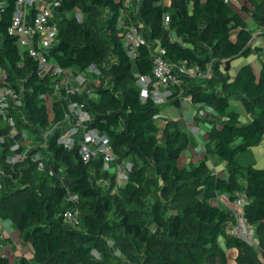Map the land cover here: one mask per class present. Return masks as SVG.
Segmentation results:
<instances>
[{"label":"trees","instance_id":"16d2710c","mask_svg":"<svg viewBox=\"0 0 264 264\" xmlns=\"http://www.w3.org/2000/svg\"><path fill=\"white\" fill-rule=\"evenodd\" d=\"M139 1L138 13L131 11L125 0H62L58 7V41L50 51L54 63L84 72L92 65L102 66L109 53L116 59L102 75V79L109 78L111 86L98 89L99 98L95 100L86 93L71 94L66 89L62 90V98L56 97L52 77H38L36 62L21 52L9 35L17 0H0L4 3L0 12V66L13 87L23 88V113L29 121L24 123L18 118V128L29 131L30 137L41 134L65 120L69 102H78L85 104L92 116L89 128L109 137L119 160L132 156L141 161L133 166L126 185L113 193L116 180L103 170V159L84 164L78 146L65 149L59 142L62 132H56L48 140L47 149L37 147L31 152H41L54 164V176L40 172L32 162L21 169L12 167L6 159L14 139L0 118V170L4 169L0 187H5L0 192V218L11 221L32 249L31 259L21 257L16 264H123V259L112 253L107 237L121 247L132 264H229L221 238L228 248L243 255L247 252V259L245 254L238 264H264V258L253 259L248 244L228 233L233 221L231 211L212 204L217 195L226 194L232 202L237 193L245 192L249 198L245 218L255 228L264 249V168L239 161V156L264 141V62L258 77L250 64L242 66L233 80L222 78L219 72L221 64L228 72L232 60L248 58L262 49L251 47L253 35L245 17L224 0H171L170 6L163 0ZM103 11H108L109 41L92 28ZM241 11L256 25L264 26V0H258L252 10L243 7ZM77 13L82 15L81 21ZM166 14L170 15L168 27L164 23ZM130 23L142 24L141 33L149 42L138 49L134 60L122 41L124 27ZM157 44L166 50L165 58L170 62L188 61L204 68L213 64L215 74L210 79L189 81L183 88L184 98L219 119L217 124L210 120L212 129L204 144L205 153L190 168L181 164V156L193 147L194 137L173 120L158 127L155 119L161 108L151 101L142 102L137 86L135 73L152 72ZM234 95L242 99L250 116L245 123L241 122V114L231 109ZM44 97L51 108L44 104ZM173 103L180 108L179 100ZM195 120L199 124L204 119ZM208 155L226 164L227 177L209 167ZM60 174L67 178L66 183ZM100 179H110L111 185L98 186ZM9 180H20L15 190H11ZM151 184L157 192L148 191ZM67 187L80 196L78 204L67 200ZM173 191L179 197L167 201ZM180 198L185 203H180ZM145 201L149 202L151 213L147 214L155 231L146 219ZM167 202L174 209L165 213ZM130 203L136 209L130 208ZM70 210L79 215L76 229L68 227L63 218ZM131 243L135 245L128 248ZM0 264L10 261L0 256Z\"/></svg>","mask_w":264,"mask_h":264},{"label":"built area","instance_id":"2783aa9c","mask_svg":"<svg viewBox=\"0 0 264 264\" xmlns=\"http://www.w3.org/2000/svg\"><path fill=\"white\" fill-rule=\"evenodd\" d=\"M231 2L232 0H225ZM62 0H17L16 8L9 27V35L13 36L21 52L26 53L37 64V76L44 79L52 77V87L59 99L62 98L63 82L69 77H75L77 86L73 89H66L71 94H83L82 84L87 80L88 73L94 75L100 74L97 65H92L84 72L75 73L76 70H67L54 63L50 59V51L58 41V25L56 15L58 7ZM4 3L0 2V12ZM76 17L82 20L81 13ZM165 26H169L170 15L164 16ZM124 24V23H123ZM142 24L130 23L125 25L123 31V46L128 56L134 60L137 57L138 49L143 45H148L146 36L141 33ZM174 38V36H173ZM166 50L157 44L153 50L152 72L149 75L135 73L137 86L140 89L142 102L151 101L158 107L174 101H189V98L183 97V88L189 81L210 79L213 72L212 63L203 68L199 65H190L188 61L173 63L166 58ZM77 72V71H76ZM3 69L0 66V118H2L11 129L10 137L14 139L11 146V155L6 159L8 165L12 167L21 166L28 158L31 159L40 172H45L50 176L56 174V168L50 163L41 152L33 153L29 147L31 140L30 132L18 128V118L24 123L26 115L24 111V90L16 89L9 82L6 74L1 75ZM88 74V75H87ZM45 100V97L43 98ZM66 99V98H65ZM69 113L66 115L68 123L67 132L60 137V143L67 150H72L78 146V152L84 164H89L96 158L103 159V170L110 171L117 161L111 141L107 135L90 129L92 121L91 114L86 110L85 104L78 102H69ZM42 131L45 138L50 139L56 133V126L51 125ZM189 131L193 134L201 132V125L196 123L189 126ZM43 147L47 148V144ZM25 167V166H24ZM123 167V166H120ZM128 171L119 169L116 179V188L124 187L130 177L133 168L126 166ZM4 173H2V176ZM64 174H60L63 181ZM1 188V187H0ZM226 195V194H225ZM228 196V195H226ZM66 198L68 201L78 204L80 196L69 190L67 187ZM249 203V198L245 192L237 193V197L230 204L233 221L228 226V233L237 237L249 246L256 244L255 228L250 225L244 214L245 206ZM65 224L72 225L75 228L79 225V215L77 211H67L64 216Z\"/></svg>","mask_w":264,"mask_h":264},{"label":"rangeland","instance_id":"374dc122","mask_svg":"<svg viewBox=\"0 0 264 264\" xmlns=\"http://www.w3.org/2000/svg\"><path fill=\"white\" fill-rule=\"evenodd\" d=\"M239 2H241L242 0H238ZM257 2H258V0H243V3L244 4H242V5H244L243 7H246L245 6V4L246 5H248L249 7H252V8H254V6H256L257 5ZM125 3H126V6L127 7H129V8H131V11H134L135 13H138V11H139V5H140V2H139V0H125ZM242 9V8H241ZM73 13H71V15H72ZM107 16H108V11H103V13L101 12V14L100 15H98V17H97V19H96V21L94 22V24H93V29H94V31H95V33L96 34H101L105 39H109V35L107 34V32H106V22H107ZM248 16H246V18H247ZM252 27V26H251ZM253 28V27H252ZM254 31H256V29L254 30ZM257 37V36H256ZM262 38L264 39V35L262 36ZM110 40V39H109ZM108 40V41H109ZM257 56H258V59L260 60V57H261V53H258L257 54ZM116 59H115V57L114 56H112L110 53H109V56H108V58H107V60H106V62L102 65V66H100V67H98L99 68V70H100V74H96V75H94L93 73H88L87 75V80L85 81V83H83L82 84V88H83V90H84V93H86V94H88V95H90V98H92V99H95V100H98V98H99V94H98V89H100V88H106V87H110L111 86V83H110V81H109V78L107 77V78H103L102 79V75H104L105 74V72L107 71V69H109V65H110V63L112 64L114 61H115ZM245 60H244V58H241V59H237V60H235L234 62H233V69H232V71H231V74L232 75H234L235 74V72H236V70H237V67L238 66H241V64H243V62H244ZM103 71H104V74H103ZM73 72H75V73H78V72H76V71H73ZM221 73V72H220ZM3 74H6L7 75V73H6V71H4V69H3V73H1V75H3ZM6 81L7 82H9L8 81V78L6 79ZM78 85V84H77ZM76 85V86H77ZM207 87V86H206ZM219 88V87H218ZM71 89V88H70ZM208 89H209V86H208ZM44 102V104H45V102L46 101H43ZM243 101H242V99L240 98V97H238V96H232L231 97V99H230V103H231V109L232 110H235V111H237V112H239L240 114H241V119H243L242 120V122L243 123H245L246 121H248V119L250 118V116L247 114V112H246V110L244 109V107H243V103H242ZM49 108H51V106H50V101L48 100V105H47ZM194 107V106H193ZM195 108V107H194ZM196 109V108H195ZM182 111V113L185 115V114H187V113H189L188 111H190L189 109H188V107L187 106H184L183 107V109L181 110ZM196 113H198L200 116H202L203 115V117L205 118V119H207V123H208V125H205V132L203 131L202 133H200V135L198 136V138L200 139V144L202 143V144H205L207 141H208V133H209V131L212 129V126H209V124H212L211 123V121L210 120H212L213 121V124H217V123H219V119H217V117L215 116V114L214 113H210V110L208 111V110H206L205 108H203V109H196ZM162 119H156L155 120V123H156V125L158 126V127H162V126H164V124H165V118L167 117V115H166V117H165V115H162ZM180 119V117L178 118V120ZM214 119H216L217 120V122H215L214 123ZM246 121H245V120ZM177 120V121H178ZM179 122V121H178ZM187 123V122H186ZM184 124H185V122H184ZM191 125H193V124H191ZM191 125H188V126H191ZM181 126H182V128H184V125L181 123ZM52 126H49L48 128H51ZM60 128H62V127H60ZM188 131V130H187ZM194 135V134H193ZM8 139H10V138H8ZM8 139H5V138H2L1 139V141H4V140H8ZM9 141V140H8ZM11 142V141H10ZM11 143H13L14 144V142H11ZM195 143V144H194ZM44 144H47L48 145V138H45V136L44 135H42V134H34L33 133V136L31 137V140H30V142H29V147L30 148H37V147H41V148H43V149H47L46 147H43L44 146ZM192 145H193V147L194 148H196V147H198L199 146V144L196 142V139H194L193 138V143H192ZM198 145V146H197ZM201 152L203 151V153H205L204 151V149H201L200 150ZM185 153V152H184ZM198 153V152H197ZM187 153H185V156H183L182 157V160H181V164L183 165V166H187V167H191V166H193V164H189V162H188V159H189V156H187L186 155ZM198 156H199V154H198ZM202 157H200L199 156V159H201ZM254 158H255V160H256V165H255V167L256 168H264V141L259 145V146H257V147H253L252 149H251V151L248 153V154H246V155H242V156H239V161H240V163L241 164H243V165H245L246 163H249V162H252V161H254ZM192 160H194V161H196V158L195 157H192L191 158ZM29 162H31V159L30 158H28L21 166H25L26 164H28ZM136 162H138L139 163V165H140V163H141V161L140 160H138V159H136V158H134V157H128V158H126V159H123V160H119V159H117V161H116V163H115V165L113 166V167H111V170L109 171L110 172V174H111V176H114V178H115V180L117 179V175H118V173H119V169L120 168H123V170L124 171H128V169H126V166H130V168H133V166L134 165H138ZM33 163V162H32ZM207 163H208V165H209V167L212 169V170H214V169H217V170H221L222 172V174L224 173L225 174V176L227 177L228 176V171H226V164H224V162L223 161H220V160H218L215 156H212V155H208V161H207ZM120 166H123V167H120ZM133 170V169H132ZM3 171H4V169L2 170H0V176L2 175V173H3ZM216 173H217V171L216 170H214ZM221 173H219V174H221ZM66 179L67 178H63V182L65 181V183H66ZM10 181V180H9ZM7 182V181H6ZM19 183H20V180H17V181H15L14 183L12 182V181H10V182H8V184L11 186V190H15V188H17V186L19 185ZM98 186H103V187H106V186H109V185H111V183H110V179L109 180H102V179H100V180H97V183H96ZM124 185H126V184H124ZM0 186H2V183H1V185ZM115 186H116V182H115ZM1 189V188H0ZM148 191L150 192V193H155V192H157V188H156V186H153V184H151L150 186H148ZM119 189L118 188H114V192L113 193H115L116 192V194L117 193H119V191H118ZM174 193H172L171 195H170V197H168L167 198V201H169V200H173V199H175V197H179V196H175V194H176V191H173ZM182 193H184V192H182ZM1 195V194H0ZM150 195H152V194H150ZM174 195V196H173ZM218 196H221V195H218ZM159 198L161 199V200H163L164 199V197L163 196H161L160 194H159ZM169 199V200H168ZM227 199L229 200V196H227ZM230 201V200H229ZM180 203H185L184 202V200L182 199V198H180V201H179ZM218 201L216 200V201H212V204H214V203H217ZM231 202V201H230ZM149 204V202L148 201H145L144 202V209L146 210L145 211V214H146V219L148 220V222L150 223V228H151V230H153V231H155L156 230V226L155 225H153V223H152V221H151V217L147 214V213H151V208H150V205H148ZM167 205H165L166 207H165V209L167 208V206H168V209H166L164 212L165 213H168V212H171L172 211V209H174L172 206H169L168 204V202L166 203ZM129 207L130 208H132V209H136V207H134L131 203L129 204ZM73 228H75L74 226H72L71 227V229H73ZM18 237H20V234H18ZM18 239V238H17ZM122 239H123V237H122ZM120 240V241H123V240ZM20 240V239H19ZM107 241H108V243H109V245H110V247H111V249H112V253L115 255V256H118V257H121V259H123V261H124V263L123 264H132V263H129V259L122 253V249H121V247H119L118 245H117V243L112 239V238H110V237H107ZM13 242V241H12ZM20 242V241H19ZM124 243V242H123ZM135 245V243H131L130 245H128L127 247L128 248H130V247H133ZM221 245L224 247V243L223 242H221ZM247 247V249L248 248H251L253 251H252V253L250 252V255H252L254 258L253 259H263L264 258V249L262 250L261 248V246H260V243H259V240H257L256 241V244L254 245V246H246ZM10 249V248H9ZM8 251H10V250H8ZM140 252V251H139ZM5 253H6V251H5ZM8 254V253H7ZM245 254H246V256H245ZM245 254L243 255L242 253H240L239 252V250H237V249H235V248H232V250H229V252H228V261H229V264H238L239 263V261L245 256L246 257V259H247V252H245ZM141 255V254H140ZM14 264H16V262L14 263Z\"/></svg>","mask_w":264,"mask_h":264},{"label":"crops","instance_id":"0c3cea01","mask_svg":"<svg viewBox=\"0 0 264 264\" xmlns=\"http://www.w3.org/2000/svg\"><path fill=\"white\" fill-rule=\"evenodd\" d=\"M163 2L167 6H170L171 5V0H163ZM227 3H231L235 7V9H237L245 17L246 22H247V24L249 26L248 28L252 31V35H253V39L251 41V47L253 49L254 48H261L262 50L260 52H258V53H261L260 60L258 59V56H257L258 53H253L248 58L240 57V58H236V59L232 60V62H231V69L228 72L225 71L224 64H221L219 66V72H221L222 78L224 76H227L231 80H233L237 76V74H238L239 70L242 68V66H245V65L250 64L253 67L256 76L258 77L259 74H260L261 68H262L261 63L264 62V39L262 38V36L264 35V26H258V25H256V23L253 22V20L251 19V17L248 14L243 13L241 11V8H243V6H244V5H242V4H244L243 3V0L241 2H239L238 0H232L231 2H227ZM245 6L248 7V9H251V10L253 9L252 7H249L246 4H245ZM246 16H248V17L246 18ZM255 29H256V31H254ZM173 39H176L175 36H174ZM241 58H244L245 61L243 62V64H241V66H238L237 67V70H236L235 74L232 75L231 74V71L233 69V67H232L233 66V62L235 60L241 59ZM212 66H213V64H212ZM213 74H215L214 73V69H213L212 75ZM216 75H217V73H216ZM216 77L218 78V81L219 82H222L223 81V79L220 78L219 75H217ZM76 85H77V82L75 81V77H72V76L69 77V78H67L63 82V87L66 88V89H70V88L73 89L74 87H76ZM203 86L204 87L208 86V83L207 82H204L203 83ZM56 97H58L57 94H56ZM58 99H59V97H58ZM45 101H46L45 103L48 104V98L47 97H45ZM174 101H176V100H174ZM179 101L181 102L180 108L176 107V105L173 103V101L165 104L164 106H161L160 107L161 108V112L156 117V119L157 118L158 119H162L163 118L162 115H165V117L167 115V117L164 119L165 120V123L168 120H173V121H176V122L179 121L180 126H181V123H182L184 125V128L183 129H185L186 131L188 130L187 132L190 133L196 139V142L199 144V146L197 145L198 147H196V148L189 147L185 151V153H187L186 155L189 156V159H188L189 164L191 163V164L195 165L197 163V161L200 160L199 159V156L202 157L203 154H204L203 151L201 152L200 150L201 149H204L205 150L204 144H202V143L200 144V139L198 138V136L200 135V133H202L205 130V125H208V123L206 122L207 119H205L203 117V115L200 116L198 113H196L197 112L196 109H199V108L197 106H194L193 103L191 102V100H189V101H186V100L185 101H181V100H179ZM184 106H187L188 109L190 110V111H188L189 113H187L185 115L181 111ZM179 117H180V119L178 120ZM196 117L201 118V119H204V120L201 121V122H199V124L201 125V132L199 134H194L193 135V133H191L189 131V126L188 125H191V124L194 125V124H196V122H198V121L195 120ZM25 119H26V121H28V118L27 117ZM242 120L243 119H241V122H242ZM184 122H185V124H184ZM53 125H55V126L57 125L54 129L56 130V132H62L61 133V136L64 133L67 132L68 123L66 121V118H65V120L62 123L53 124ZM209 126H210V124H209ZM60 127H62V128H60ZM10 138H12V137H10ZM185 153H183V155L181 156V160H182V157L185 156ZM198 154H199V156H198ZM192 157H195L196 158V161L192 160L191 159ZM252 162L255 163V165H256L255 158H254V161H252ZM214 170H216L217 173ZM214 170L213 171L216 174H219V173L222 172L221 171L222 169L221 170L214 169ZM219 175L226 177L224 173L223 174L221 173ZM2 187L0 189V192H1V190H4L5 189V187L4 188H2ZM106 187H108V186H106ZM7 192H10V190H7ZM213 200L214 201H216V200L218 201L217 203H214L213 205H215V206L221 205V206L227 208L228 210H230V204H231V202L227 199V196L226 195H224V194L221 195V196H218L217 195L216 198L213 199ZM67 226L70 227V228L72 227V225H70V224H68ZM73 229H76V228H73ZM18 234H20V237H18ZM221 242L224 243V247L221 245ZM220 245H221L222 249L225 251V254L228 257V252H229V250H232V248H228L226 246L225 241H224L223 238L220 239ZM8 250H10V251H8ZM5 251H6V253H5ZM0 256H6L9 259L10 264H14L21 257H25L27 259H31L32 258V249H31V246L29 244H27V243L24 242L23 238L21 237V232L18 229H16V227H14V225H13V223L11 221H9V220H3L1 218H0Z\"/></svg>","mask_w":264,"mask_h":264}]
</instances>
